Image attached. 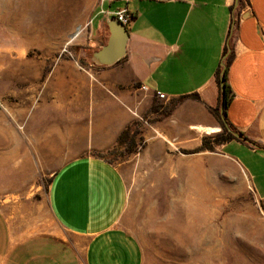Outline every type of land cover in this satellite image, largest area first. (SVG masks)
Instances as JSON below:
<instances>
[{"label":"crops","instance_id":"0c3cea01","mask_svg":"<svg viewBox=\"0 0 264 264\" xmlns=\"http://www.w3.org/2000/svg\"><path fill=\"white\" fill-rule=\"evenodd\" d=\"M12 1L0 0V21L3 8L17 13ZM24 2L34 8L33 0ZM121 8L131 15L121 60L109 67L54 64L50 76L63 115L40 137L73 154L48 186L55 229L34 211L12 215L0 205V264H144L141 245L121 225L128 204L124 175L91 153L111 149L135 121L150 148L172 141L196 148L203 136L219 133L208 107L217 105V72L230 54L225 113L242 139L215 151L241 169L263 205L264 0H100L88 9L89 21H97L90 48L105 44V20ZM191 94L200 101L186 99L167 116L148 112L153 103L165 107Z\"/></svg>","mask_w":264,"mask_h":264},{"label":"rangeland","instance_id":"374dc122","mask_svg":"<svg viewBox=\"0 0 264 264\" xmlns=\"http://www.w3.org/2000/svg\"><path fill=\"white\" fill-rule=\"evenodd\" d=\"M99 1L33 0L36 10L12 1L10 21H25L28 31L0 21V205L12 215L34 211L51 230L48 186L73 154L40 137L63 115L50 74L63 60L83 66L97 23L88 9ZM143 142L135 154L109 160L124 175L121 225L141 245L144 264H264V211L241 169L215 150L189 154L197 147Z\"/></svg>","mask_w":264,"mask_h":264},{"label":"trees","instance_id":"16d2710c","mask_svg":"<svg viewBox=\"0 0 264 264\" xmlns=\"http://www.w3.org/2000/svg\"><path fill=\"white\" fill-rule=\"evenodd\" d=\"M106 28V26H105ZM106 42V41H105ZM95 50H85L86 57L84 62H81L83 65L82 67H94V65L90 62V55L91 53ZM232 55L230 54L226 60H225V68L224 69H219L217 72V85H218V101L217 105L214 108L208 107L209 113L215 118L217 123L219 124L221 131L217 134L214 135H209V136H203L200 140V145L193 151H191L189 154H196L200 152H214L215 148L218 146L231 142V141H236L237 139L232 135V132H236L235 128L228 122L226 118V113L225 110L228 106L229 100H230V90L227 85V68L228 65L231 62ZM223 71V74H222ZM221 72V74H220ZM221 79L224 82V91L221 92L220 90V81ZM186 99H191L195 101H200V98L197 94H191L187 96H182L178 98L175 102L170 103L169 105L162 107L159 104L153 103L149 109V113H160L163 116H167L170 114V112L181 102H183ZM223 107V116L225 121L227 122V125L230 129L228 131L222 120V116L220 113V108ZM144 147V142L142 138V122L140 121H135L131 125L127 126L117 137L115 145L103 152H93L91 155L95 158L102 159L110 164L111 161L109 160L110 158H123L125 156H129L132 154H135L139 149H142Z\"/></svg>","mask_w":264,"mask_h":264},{"label":"water","instance_id":"95a60500","mask_svg":"<svg viewBox=\"0 0 264 264\" xmlns=\"http://www.w3.org/2000/svg\"><path fill=\"white\" fill-rule=\"evenodd\" d=\"M105 26L108 31V37L105 44L102 45L99 49L93 51L90 55V62L97 67L112 66L125 56V48L128 39L127 29L125 28V26H123L113 18L105 20ZM220 90L221 92L224 91V82L222 79L220 81ZM220 113L225 128L230 131L223 116V107L220 108ZM230 132L236 139H242L239 133L232 131ZM262 208L264 210V202Z\"/></svg>","mask_w":264,"mask_h":264},{"label":"built area","instance_id":"2783aa9c","mask_svg":"<svg viewBox=\"0 0 264 264\" xmlns=\"http://www.w3.org/2000/svg\"><path fill=\"white\" fill-rule=\"evenodd\" d=\"M127 1V0H125ZM111 17L121 23L123 26H127L131 21V15L129 14L127 8H121L111 13ZM159 99H163V95H158Z\"/></svg>","mask_w":264,"mask_h":264},{"label":"bare ground","instance_id":"6f19581e","mask_svg":"<svg viewBox=\"0 0 264 264\" xmlns=\"http://www.w3.org/2000/svg\"><path fill=\"white\" fill-rule=\"evenodd\" d=\"M10 18H11V14H9L8 12H4L3 13V16H2V19L4 21H2L3 23L5 24H8L11 28H14L18 31L20 30H27V27L25 26V21H10ZM25 18V17H24ZM7 20V21H5ZM28 31V30H27ZM21 32V31H20ZM78 34H79V30L78 32H76L72 37H71V40H74L78 37ZM29 36V35H28Z\"/></svg>","mask_w":264,"mask_h":264}]
</instances>
